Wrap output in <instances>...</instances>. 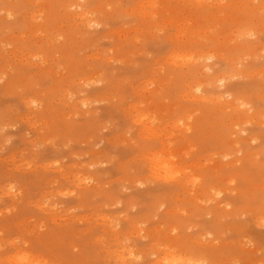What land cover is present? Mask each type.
Segmentation results:
<instances>
[{"label":"rangeland","instance_id":"obj_1","mask_svg":"<svg viewBox=\"0 0 264 264\" xmlns=\"http://www.w3.org/2000/svg\"><path fill=\"white\" fill-rule=\"evenodd\" d=\"M30 260L264 264V0H0V264Z\"/></svg>","mask_w":264,"mask_h":264},{"label":"bare ground","instance_id":"obj_2","mask_svg":"<svg viewBox=\"0 0 264 264\" xmlns=\"http://www.w3.org/2000/svg\"><path fill=\"white\" fill-rule=\"evenodd\" d=\"M153 131V130H152ZM151 132V131H150ZM178 151V150H177ZM169 153V152H168ZM175 153H177V152H175ZM171 154V153H170ZM169 155V154H168ZM172 155V154H171ZM159 162H158V164L160 163V164H163V163H165V159H161V160H158ZM171 161V160H170ZM173 164L174 163H171V162H167V163H165L164 165H163V168H166V167H169V168H172V166H173ZM176 167V166H175ZM180 169H181V167H180ZM179 169V170H180ZM165 175L167 176V175H169V173H165ZM163 179V178H162ZM164 179H165V177H164ZM166 180V179H165ZM178 242V241H177ZM124 251V250H123ZM174 257V256H173ZM185 257V256H184ZM30 264H36V262L34 263V261L33 260H30V262H29Z\"/></svg>","mask_w":264,"mask_h":264}]
</instances>
